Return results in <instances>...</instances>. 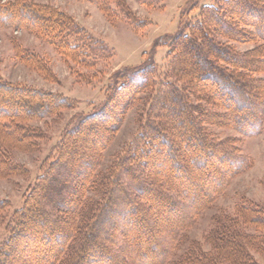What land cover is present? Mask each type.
Instances as JSON below:
<instances>
[{"label":"trees","instance_id":"obj_1","mask_svg":"<svg viewBox=\"0 0 264 264\" xmlns=\"http://www.w3.org/2000/svg\"><path fill=\"white\" fill-rule=\"evenodd\" d=\"M91 1L109 15L133 20L123 0ZM193 1L178 31L154 44L167 47L164 69L152 51L142 64L113 72L103 99L88 112H78L76 123L61 131L20 206L6 219L0 264H25L23 252L30 253L26 264H259L252 251L264 247V208L251 203L238 204L231 216L215 222L206 238L209 250L191 241L174 258L184 231L231 177L251 164L237 151L238 138L215 137L208 127L234 128L243 136L264 128V0ZM193 10L194 17L189 15ZM0 24L28 31L84 67L113 51L66 11L47 3H0ZM230 42L251 48L240 51ZM15 50L21 63L51 73L44 57L22 45ZM148 88L139 131L100 169L102 151L132 99ZM75 104L60 92L12 83L0 74V178L28 174L13 160L12 150H37L46 135L34 122ZM101 122L104 130L98 129ZM212 159L219 161V174L212 173ZM53 190L55 195L47 197ZM10 205L0 197L1 220ZM170 213L177 219L159 223L161 229L157 224L143 228Z\"/></svg>","mask_w":264,"mask_h":264},{"label":"rangeland","instance_id":"obj_2","mask_svg":"<svg viewBox=\"0 0 264 264\" xmlns=\"http://www.w3.org/2000/svg\"><path fill=\"white\" fill-rule=\"evenodd\" d=\"M8 1L47 3L66 11L80 25L103 38L108 47L113 48V51L109 55L107 51L104 52L103 57L94 66L84 67L61 57L52 45L44 43L28 31L0 24V74L2 77L12 83L25 84L50 92H60L76 102L72 108L58 111L53 116L34 122L46 135L38 141L39 148L37 150L32 152L12 150L13 160L23 164L29 171L25 176L0 178V197L8 199L11 204L6 213L7 217L4 216L2 220L0 219V233L3 231L11 211L20 206L23 193L39 173L40 162L61 131L76 123L80 115L78 112H88L93 105L103 99L109 76L126 66L142 64L152 55V51L157 66L164 69L167 64V47L165 45L154 47V44L162 42L163 36L169 37L178 31L179 21L186 20L187 10L193 6L194 2L193 0H123L133 18L128 21L121 13L115 17L109 15L99 9L97 4L91 0H0V3ZM199 2L207 3L209 0H199ZM196 14L197 10L189 13L192 17ZM216 39L222 43L228 42L219 36ZM230 43L240 51L251 48V44ZM17 45L27 47L44 57L51 73H39L33 67L30 68L18 61L15 57ZM196 61L198 60L196 59ZM150 95L151 89L148 88L132 99L119 129L102 151L100 169L109 165L122 147L139 131ZM105 125L104 122H101L98 129L104 130L107 126ZM208 130L215 137L221 139L238 138V142L235 143L237 151L244 156H249L251 164L245 171L232 176L223 193L218 195L209 207L200 213L192 226L184 231V241L174 258L180 256L191 241L199 242L204 250H209L210 244L206 238L215 229V222L231 216L238 204L251 203L264 208V128L259 133L250 136H243L234 128L229 127L210 126ZM89 143L92 145L93 141L86 140V144ZM210 162L212 173L219 174L220 170L216 168L219 161L212 159ZM161 166H157V169L162 168ZM199 181L203 185H210L205 180L199 179ZM190 186L193 190L198 187L195 184H190ZM54 195L53 190L47 194V197ZM143 218H146V213ZM176 219L177 216L174 214L170 213L166 216L161 214V216L146 222L143 228L148 229L155 224L160 228L161 224L166 225ZM33 226L35 227V225ZM246 231L256 232L252 228H247ZM30 247L33 248L32 242H30ZM28 255H30L28 252L22 253L25 258V260L20 258L22 263L30 262ZM252 255L259 264H264V247L259 251H252ZM134 262L132 261L133 264H136ZM120 264L125 263L120 261Z\"/></svg>","mask_w":264,"mask_h":264}]
</instances>
